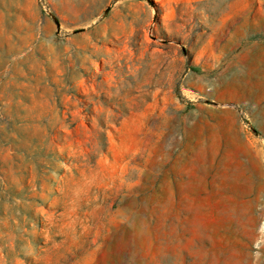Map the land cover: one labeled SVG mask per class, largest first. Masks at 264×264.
Instances as JSON below:
<instances>
[{
    "label": "rangeland",
    "instance_id": "rangeland-1",
    "mask_svg": "<svg viewBox=\"0 0 264 264\" xmlns=\"http://www.w3.org/2000/svg\"><path fill=\"white\" fill-rule=\"evenodd\" d=\"M0 264H264V0H0Z\"/></svg>",
    "mask_w": 264,
    "mask_h": 264
},
{
    "label": "crops",
    "instance_id": "crops-1",
    "mask_svg": "<svg viewBox=\"0 0 264 264\" xmlns=\"http://www.w3.org/2000/svg\"><path fill=\"white\" fill-rule=\"evenodd\" d=\"M250 94H252V93H250Z\"/></svg>",
    "mask_w": 264,
    "mask_h": 264
}]
</instances>
